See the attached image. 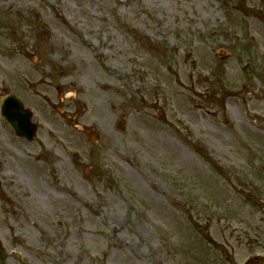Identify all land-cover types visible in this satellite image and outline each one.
<instances>
[{
    "label": "rangeland",
    "instance_id": "rangeland-1",
    "mask_svg": "<svg viewBox=\"0 0 264 264\" xmlns=\"http://www.w3.org/2000/svg\"><path fill=\"white\" fill-rule=\"evenodd\" d=\"M9 93L0 264H264V0H0Z\"/></svg>",
    "mask_w": 264,
    "mask_h": 264
},
{
    "label": "water",
    "instance_id": "water-1",
    "mask_svg": "<svg viewBox=\"0 0 264 264\" xmlns=\"http://www.w3.org/2000/svg\"><path fill=\"white\" fill-rule=\"evenodd\" d=\"M2 114L13 126L16 135L32 141L36 138L37 125L32 122L33 114L13 95L3 99Z\"/></svg>",
    "mask_w": 264,
    "mask_h": 264
},
{
    "label": "bare ground",
    "instance_id": "bare-ground-1",
    "mask_svg": "<svg viewBox=\"0 0 264 264\" xmlns=\"http://www.w3.org/2000/svg\"><path fill=\"white\" fill-rule=\"evenodd\" d=\"M175 69H176V68H172V72H173V73H175V72H174ZM111 87H112V85H111V84L109 85V83L104 85V88H105V89H107V88L109 89V88H111Z\"/></svg>",
    "mask_w": 264,
    "mask_h": 264
}]
</instances>
